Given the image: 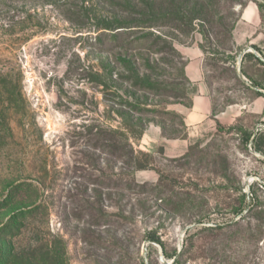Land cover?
Returning <instances> with one entry per match:
<instances>
[{
    "label": "rangeland",
    "instance_id": "374dc122",
    "mask_svg": "<svg viewBox=\"0 0 264 264\" xmlns=\"http://www.w3.org/2000/svg\"><path fill=\"white\" fill-rule=\"evenodd\" d=\"M116 21L136 25L127 50L97 29ZM194 51L211 115L245 110L185 150L147 133L136 170L119 113L184 136ZM261 58L264 0H0V264H264Z\"/></svg>",
    "mask_w": 264,
    "mask_h": 264
},
{
    "label": "crops",
    "instance_id": "0c3cea01",
    "mask_svg": "<svg viewBox=\"0 0 264 264\" xmlns=\"http://www.w3.org/2000/svg\"><path fill=\"white\" fill-rule=\"evenodd\" d=\"M187 53L190 54V50H188ZM185 76L192 82L193 86H195V92L191 96L189 105L185 106L182 111H180L185 126V135L178 138H164L161 128L153 125L154 127H152V129H149V126L144 128L139 141L144 140L145 137H147V133H151L154 136L153 142L159 140L164 143L166 150L169 148L174 149L173 146H176V144L173 142H178L179 148L184 147L185 150L192 136L201 130L209 121H212V119H217L219 122L232 121L245 110L244 102H238L235 104H228L213 116L211 115V92L205 79L206 74L202 59L195 51L194 55H188L187 57ZM253 104L255 106L254 112L262 115L261 120L262 123H264V98L256 96ZM184 150H182V153Z\"/></svg>",
    "mask_w": 264,
    "mask_h": 264
},
{
    "label": "trees",
    "instance_id": "16d2710c",
    "mask_svg": "<svg viewBox=\"0 0 264 264\" xmlns=\"http://www.w3.org/2000/svg\"><path fill=\"white\" fill-rule=\"evenodd\" d=\"M133 26H136L134 21H116L115 23L112 22H107L106 24L103 23L102 25H99L97 29L104 28V29L115 30L120 28V30L115 31V33H113L108 37L107 42H110L111 44H115V45L119 44L118 46L122 50H127V46L130 43H132V40L125 38L130 31L129 28ZM141 26H150V23H144V25ZM252 84L256 86L255 83ZM100 85H102L106 90H108L110 86H112L108 74L106 76V80H103L100 83ZM258 94L260 95L261 93ZM138 105L148 106L149 104H146L144 102H138ZM149 110L143 109L141 107L138 109L135 108L132 109V113H129L127 116L124 115L123 113H119L120 125L113 132L117 137V142H118L117 147L119 148V150L123 152L124 155L127 156L128 161H126L127 162L126 164L129 166L131 165L136 170H143L150 168L149 153L144 152L140 149H136L134 147V145H137V143L139 142L140 137L145 128V125L142 124V122L139 120V117L142 114L149 112ZM107 140L109 141L110 138L108 137ZM263 143H264V133H258L257 135H253V138L251 140V146L255 151H260L264 153L262 149ZM140 157H141V161L139 160ZM155 240L159 241L158 239Z\"/></svg>",
    "mask_w": 264,
    "mask_h": 264
},
{
    "label": "water",
    "instance_id": "95a60500",
    "mask_svg": "<svg viewBox=\"0 0 264 264\" xmlns=\"http://www.w3.org/2000/svg\"><path fill=\"white\" fill-rule=\"evenodd\" d=\"M248 48H245L241 51V54H243L245 51H247ZM262 61H264V59L261 58Z\"/></svg>",
    "mask_w": 264,
    "mask_h": 264
}]
</instances>
